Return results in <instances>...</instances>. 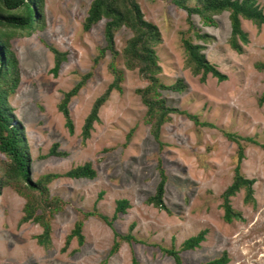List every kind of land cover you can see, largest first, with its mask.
<instances>
[{
  "label": "rangeland",
  "instance_id": "rangeland-1",
  "mask_svg": "<svg viewBox=\"0 0 264 264\" xmlns=\"http://www.w3.org/2000/svg\"><path fill=\"white\" fill-rule=\"evenodd\" d=\"M93 0H38L42 25L32 30H3L10 34V50L18 60L19 84L8 98L13 124L20 125L30 154L31 180L47 173L61 176L48 186L49 198L59 197L62 210L51 221L50 242L38 243L43 228L35 222L20 223L25 199L1 182L8 158L0 152V264H176L164 249L179 252L181 264H202L226 252L227 264H264V24L241 18L247 39L231 43L232 25L228 11L215 14L214 23L203 24L194 8L200 0H136L143 19L157 27L153 47L165 84L180 90H161L167 105L199 117L196 124L181 113L170 114L162 125L160 142L145 121L147 107L137 90L149 82L139 69H129L124 49L133 31L122 27L115 33V60L123 70L120 90L113 89L99 110L91 135L82 131L95 101L103 96L114 76L109 69L113 54L106 47L105 24L84 27ZM264 12V0H256ZM207 35L200 39L197 34ZM203 46L206 59L226 76L211 73L202 80L195 73L184 40ZM65 54L54 72L55 52ZM85 75L84 86L72 97L68 109L74 131L70 132L60 110L65 93ZM241 139L244 158L242 174L253 179L256 203H245V191L230 197L240 219H224L223 193L231 185ZM62 153L53 156L54 145ZM92 164L91 179L65 175L72 167ZM167 183L164 204L154 206L149 198L160 182L159 165ZM127 200L125 213L116 214L118 200ZM95 216L85 217L86 213ZM101 216L107 217L108 221ZM82 219L83 245L66 237ZM111 222V224H109ZM133 226V229H132ZM206 231L205 240L191 250L185 240ZM132 234L111 254L115 234Z\"/></svg>",
  "mask_w": 264,
  "mask_h": 264
},
{
  "label": "trees",
  "instance_id": "trees-1",
  "mask_svg": "<svg viewBox=\"0 0 264 264\" xmlns=\"http://www.w3.org/2000/svg\"><path fill=\"white\" fill-rule=\"evenodd\" d=\"M179 6L186 8L190 14H199L203 24L210 25L214 23L213 16L224 11L229 12L230 21L232 25V46L238 48L237 37L243 42L247 39L246 33L241 29V18L252 21L254 24L261 26L264 24V12L256 4V0H200L194 8H187L185 5ZM42 7L38 0H0V152L8 158V162L3 170V177L1 182L4 185L12 187L20 196H22L26 203L23 207V217L20 223L35 222L43 228V232L38 236V243L46 246L50 242V234L52 231L51 221L54 214L61 211L63 202L59 197L49 198L48 186L55 179L60 177V174L47 173L39 176L37 180H31L30 175V154L29 149L22 132L20 125L13 124L12 109L8 105V98L15 92L19 84L18 60L15 54L10 50V34L3 32V30H32L34 26L42 25V14H39ZM106 19L105 24V38L107 45L101 51V55L108 50L113 54V60L109 65V69L114 76V81L109 86L107 92L99 97L92 108L89 116L86 118L83 126V139H87L91 135L94 128V123L99 120V110L106 103L110 92L113 89L120 90L119 83L123 81V70L117 67L115 57L117 52L115 50V33L122 27H127L133 31V37L128 46L124 49V61L126 66L134 70L139 69L144 79L148 80L149 84L137 90L141 95L143 104L147 107L145 121L151 125V132L154 138L160 142V130L163 124L171 120L170 114L181 113L192 119L196 124L206 125L205 122H200L199 117L189 114L185 111H180L167 105L166 100L161 95V90L172 89L180 90L181 84L177 86L165 84L158 76L162 68L159 64V58L154 50V43L157 36V27L143 19L140 7L136 0H93L88 10V15L85 20L84 27L86 30L91 29L101 20ZM200 39H205L207 35L197 34ZM185 50L189 55L190 64L194 68L195 73H202V80L205 79L206 74L211 73L219 80L226 78L217 67L211 64L205 54L201 51L203 46L193 44L190 39L184 40ZM55 52V67L54 72H57L65 54L54 50ZM258 69H264V63H257ZM88 75L69 92L65 93V97L60 104V110L63 112L66 125L70 132L74 131V125L68 103L78 91L84 86ZM259 103H264V91L259 99ZM226 136L238 141V160L234 169V177L231 185L226 187L223 193L224 202V219L231 222L234 219H240V213L235 211L230 203V197L234 196L241 190L245 191V203L255 204L253 184L254 180L245 177L241 172V161L244 158V149L240 143L241 139L247 141H256L250 137L242 138L235 134L226 133ZM58 145H54L50 154L53 156L61 155L57 151ZM264 148V144H262ZM160 182L156 186V191L153 196L149 198V202L154 206L167 210L164 204L165 187L167 183V176L165 170L159 165ZM65 175L71 178H87L91 179L96 176V171L90 162L83 165L72 167ZM128 207L127 200H118L116 204V214L125 213ZM96 212H89L85 217L95 216ZM105 221L107 217L101 216ZM111 224V222H109ZM84 221L79 219L76 221L73 230L66 237L65 247L69 246L74 237L77 238L79 245H83L85 237L83 235ZM133 229V226H132ZM116 239L111 248V254L117 252L123 241L132 242L135 240L130 233L115 234ZM206 231H201L196 236H192L184 241L182 249L191 250L200 246L201 242L205 240ZM166 253L173 256L176 264H181L179 252L173 247L164 249ZM229 256L226 252L219 258L202 264H227ZM133 264H137L136 259H133Z\"/></svg>",
  "mask_w": 264,
  "mask_h": 264
}]
</instances>
